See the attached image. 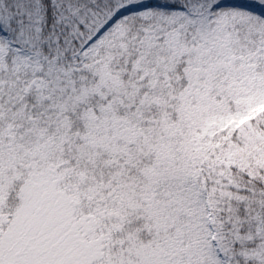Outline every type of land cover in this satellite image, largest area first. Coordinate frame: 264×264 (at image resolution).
I'll return each instance as SVG.
<instances>
[{"label": "snow or ice", "instance_id": "snow-or-ice-1", "mask_svg": "<svg viewBox=\"0 0 264 264\" xmlns=\"http://www.w3.org/2000/svg\"><path fill=\"white\" fill-rule=\"evenodd\" d=\"M0 264H264V0H0Z\"/></svg>", "mask_w": 264, "mask_h": 264}]
</instances>
